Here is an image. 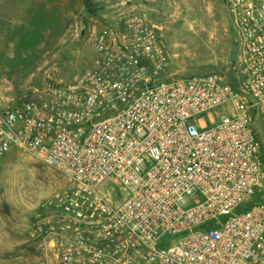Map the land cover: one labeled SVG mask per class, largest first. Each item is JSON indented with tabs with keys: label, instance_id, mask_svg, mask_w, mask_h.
<instances>
[{
	"label": "built area",
	"instance_id": "1",
	"mask_svg": "<svg viewBox=\"0 0 264 264\" xmlns=\"http://www.w3.org/2000/svg\"><path fill=\"white\" fill-rule=\"evenodd\" d=\"M232 61L179 75L134 9L88 34L89 69L13 98L0 157L60 172L32 212L39 264H264V0H227Z\"/></svg>",
	"mask_w": 264,
	"mask_h": 264
},
{
	"label": "rangeland",
	"instance_id": "2",
	"mask_svg": "<svg viewBox=\"0 0 264 264\" xmlns=\"http://www.w3.org/2000/svg\"><path fill=\"white\" fill-rule=\"evenodd\" d=\"M227 0H0V88L18 98L48 75L70 81L90 68L88 33L136 10L154 25L172 67L189 76L232 61L236 34ZM264 144V119H257ZM65 184L63 175L30 155L0 157V264H39L27 239L32 212Z\"/></svg>",
	"mask_w": 264,
	"mask_h": 264
},
{
	"label": "trees",
	"instance_id": "3",
	"mask_svg": "<svg viewBox=\"0 0 264 264\" xmlns=\"http://www.w3.org/2000/svg\"><path fill=\"white\" fill-rule=\"evenodd\" d=\"M261 160H262V163H264V146H262V149H261Z\"/></svg>",
	"mask_w": 264,
	"mask_h": 264
}]
</instances>
